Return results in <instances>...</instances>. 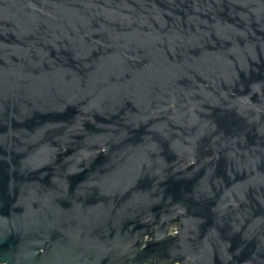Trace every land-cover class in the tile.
Returning <instances> with one entry per match:
<instances>
[{"label":"water","instance_id":"1","mask_svg":"<svg viewBox=\"0 0 264 264\" xmlns=\"http://www.w3.org/2000/svg\"><path fill=\"white\" fill-rule=\"evenodd\" d=\"M264 264V0H0V263Z\"/></svg>","mask_w":264,"mask_h":264},{"label":"built area","instance_id":"2","mask_svg":"<svg viewBox=\"0 0 264 264\" xmlns=\"http://www.w3.org/2000/svg\"><path fill=\"white\" fill-rule=\"evenodd\" d=\"M0 264H7V263H5V262H2V263H0Z\"/></svg>","mask_w":264,"mask_h":264}]
</instances>
